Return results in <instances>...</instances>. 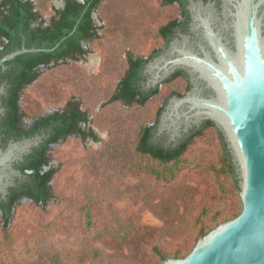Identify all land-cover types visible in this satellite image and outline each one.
Wrapping results in <instances>:
<instances>
[{
  "label": "rangeland",
  "instance_id": "rangeland-1",
  "mask_svg": "<svg viewBox=\"0 0 264 264\" xmlns=\"http://www.w3.org/2000/svg\"><path fill=\"white\" fill-rule=\"evenodd\" d=\"M33 1L48 21L62 0ZM93 17L100 28L83 57L41 67L21 106L31 118L80 100L89 113L83 127L97 137L71 135L52 145L55 198L45 206L21 199L7 229L0 215V264H164L155 246L185 257L202 229L243 208L239 187L223 170L224 144L214 126L195 139L169 181L152 173L158 160L136 149L141 127L155 123L169 94L185 92L184 76L163 83L145 105L109 102L128 53L149 56L162 47L159 28L182 17L180 6L104 0Z\"/></svg>",
  "mask_w": 264,
  "mask_h": 264
},
{
  "label": "water",
  "instance_id": "water-1",
  "mask_svg": "<svg viewBox=\"0 0 264 264\" xmlns=\"http://www.w3.org/2000/svg\"><path fill=\"white\" fill-rule=\"evenodd\" d=\"M64 5L62 0L60 8ZM187 10L190 33L179 32L144 68L145 88L161 85L177 70L191 83L184 95L169 98L156 136L167 134L168 143L176 144L212 121L232 157L243 208L200 237L187 256L168 257L164 264H264V0H221L220 7L215 0H188ZM62 41L51 48L23 44L2 56L0 67L23 53L53 51ZM4 93L5 83L0 96ZM4 112L0 99V116ZM44 137L11 140L0 148L2 199L16 185L15 177L25 176L14 163Z\"/></svg>",
  "mask_w": 264,
  "mask_h": 264
},
{
  "label": "trees",
  "instance_id": "trees-1",
  "mask_svg": "<svg viewBox=\"0 0 264 264\" xmlns=\"http://www.w3.org/2000/svg\"><path fill=\"white\" fill-rule=\"evenodd\" d=\"M103 1L65 0L64 7H55V12L47 21L36 8L33 0H0V58L21 48L23 44L27 47L51 48L63 40L53 51L23 53L5 62L6 68L0 67V85L3 83L6 85V93L1 95L6 113L0 118L4 143L6 144L12 136L20 140L36 134L48 135L38 146L34 147L31 153L25 156L23 161L17 164L25 176L10 188L7 200L0 199V215L4 229L11 224L14 208L21 199L28 198L45 206L55 198L51 186L56 173V169L51 166L52 145L62 142L71 135L83 138L97 137L93 130L87 131L83 127V124L89 121V113L83 109L80 100L72 98L59 109L28 118L21 106V99L23 90L39 77L41 67H50L53 63L58 64L69 59L78 60L83 57L87 52L85 44L98 36L100 27L93 13ZM164 2L178 3L183 17L172 19L159 28V33L165 40L163 47L155 48L149 56L128 53V66L109 102L121 101L126 105H145L159 93L160 85L151 89L143 88L142 80L145 78L142 74L143 68L151 58L167 47L177 28L188 31L189 21L186 10L187 0H164ZM73 30L74 32L70 34ZM178 76H184L187 80L186 92L190 87L189 81L181 70L176 71L165 82H170ZM185 92L174 90L167 99L174 94L181 96ZM167 99L160 108L155 123L141 127L136 146L139 153L160 162V166H151L150 169L158 179L164 181H169L176 175L184 161L183 154L195 139L203 134V130L209 126L217 128L212 121L208 120L200 128L185 134L178 143L167 144L165 135H155L159 117ZM221 138L224 144L223 170L234 180L235 187H239L232 157L222 135ZM209 231L202 229L201 236ZM154 251L163 260L169 257L158 246L154 247ZM175 257H180V254L178 253Z\"/></svg>",
  "mask_w": 264,
  "mask_h": 264
},
{
  "label": "flooded vegetation",
  "instance_id": "flooded-vegetation-1",
  "mask_svg": "<svg viewBox=\"0 0 264 264\" xmlns=\"http://www.w3.org/2000/svg\"><path fill=\"white\" fill-rule=\"evenodd\" d=\"M204 1L207 2L208 0H204ZM215 1H216L217 6L220 7L221 0H215ZM177 4H178V3H177ZM178 5H179V4H178ZM187 5H188V0H187V4H186V10H187ZM179 6H180V5H179ZM187 12H188V10H187ZM181 16H182V13H181ZM182 17H183V16H182ZM182 17H181V18H182ZM188 20H189V21H188V31L185 32V31H183L181 28H177L176 33H175V35L173 36V38H172L171 40H173L176 36H178V35H179V32H182V33H190L189 24H190V20H191V19H190L189 12H188ZM171 40H170V41H171ZM170 41H169V43H170ZM169 43H168L167 47H166L164 50H162V52H164V51L167 50V48H168V46H169ZM164 45H165V40H164ZM164 45H163V46H164ZM163 46H162V47H163ZM162 52H160L159 54H161ZM159 54H157V55H159ZM157 55H155V56H157ZM155 56H154V57H155ZM154 57H153V58H154ZM151 59H152V58H151ZM151 59H150V60H151ZM147 63H148V62H147ZM147 63H146V64H147ZM146 64H145V65H146ZM144 68H145V66H144ZM144 68H143L142 74H143V76H144L145 78H144V80H142V86H143L144 89H151V88H145V87H144V86H145L144 84L146 83V80H147V78H148V75H145V74H144ZM177 71H178V70H177ZM182 72L185 73L184 71H182ZM173 74H174V73H173ZM173 74H172V75H173ZM172 75H171V76H172ZM185 75H186V77L188 78L189 86L191 87V83H190L189 77L187 76L186 73H185ZM171 76H170V77H171ZM168 78H169V77H168ZM168 78H167V79H168ZM163 83H165V81H164ZM163 83H161V85H162ZM161 85H160V86H161ZM190 87H189V88H190ZM189 88H188L187 90H189ZM186 92H187V91H186ZM186 92H185V93H186ZM185 93H184V94H185ZM184 94H183V95H184ZM174 95H175V94H174ZM181 96H182V95H181ZM170 97H171V96H170ZM170 97H169V98H170ZM169 98L167 99V103H168ZM0 99H1V96H0ZM1 102H2V99H1ZM167 103H166V104H167ZM166 104H165V106H166ZM2 105H3V103H2ZM3 106H4V105H3ZM164 108H165V107H164ZM163 110H164V109H163ZM5 113H6V107H5V112L0 116V118H1L3 115H5ZM205 122H206V121H205ZM205 122H203V123L201 124V126H202ZM0 123H2V122H0ZM201 126H199V127H195V128H193V129L200 128ZM193 129H191V131H192ZM191 131H190V132H191ZM156 132H157V131H156ZM190 132H189V133H190ZM42 134H45V133H42ZM155 135H156V134H155ZM163 135L166 136V143H167V144H172V143H168V136H167V134H163ZM163 135H160V136H163ZM46 136H48V135L45 134V137H46ZM24 138H25V137H24ZM22 139H23V138H22ZM11 140H16V139H15L14 136H12L11 138L8 139V141L6 142V144L4 143V141H3V135H2V127H1V124H0V148H6L7 144H8ZM177 143H178V142H177ZM18 163H20V162H18ZM18 163H14V167L20 169V168L17 166ZM19 179H20V178H19L18 176L15 177L14 181L16 182V184H17V181H18ZM9 193H10V192H9ZM8 195H9V194H8ZM8 195H7V196H8ZM0 199H2L1 196H0ZM7 199H8V197H7L5 200H7Z\"/></svg>",
  "mask_w": 264,
  "mask_h": 264
}]
</instances>
